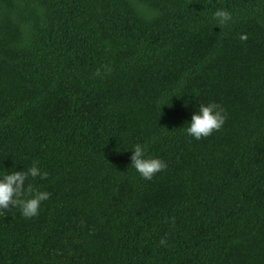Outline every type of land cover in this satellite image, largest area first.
<instances>
[{
	"label": "trees",
	"instance_id": "16d2710c",
	"mask_svg": "<svg viewBox=\"0 0 264 264\" xmlns=\"http://www.w3.org/2000/svg\"><path fill=\"white\" fill-rule=\"evenodd\" d=\"M33 165L0 264H264V0H0V178Z\"/></svg>",
	"mask_w": 264,
	"mask_h": 264
},
{
	"label": "clouds",
	"instance_id": "9594fccd",
	"mask_svg": "<svg viewBox=\"0 0 264 264\" xmlns=\"http://www.w3.org/2000/svg\"><path fill=\"white\" fill-rule=\"evenodd\" d=\"M214 18L223 27L232 19V16L226 10H217L214 13ZM240 39L247 41V35H242ZM105 68L107 71H111L107 66ZM100 74V69H97L95 75L99 76ZM226 119V114L219 104H201L198 113L192 115L186 132L197 140L207 138L214 132L220 131ZM132 152L131 166L145 180H151L157 173L167 168V164L161 159L145 158V150L139 144L135 146ZM30 177L32 179L37 177L46 179L48 173H42L39 167L33 165L27 171H14L0 178V214L5 210L18 208L25 218H33L39 215L42 202L48 200L51 194L46 191H39L31 183H27Z\"/></svg>",
	"mask_w": 264,
	"mask_h": 264
}]
</instances>
